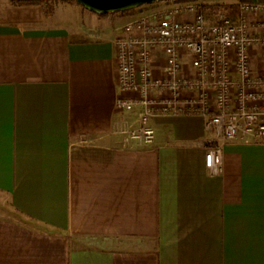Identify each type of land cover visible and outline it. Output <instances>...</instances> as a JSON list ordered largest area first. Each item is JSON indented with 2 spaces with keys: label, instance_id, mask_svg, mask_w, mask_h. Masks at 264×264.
<instances>
[{
  "label": "crops",
  "instance_id": "0c3cea01",
  "mask_svg": "<svg viewBox=\"0 0 264 264\" xmlns=\"http://www.w3.org/2000/svg\"><path fill=\"white\" fill-rule=\"evenodd\" d=\"M55 4L0 0V264H264V141L239 133L211 174L200 116L126 139L116 31Z\"/></svg>",
  "mask_w": 264,
  "mask_h": 264
},
{
  "label": "built area",
  "instance_id": "2783aa9c",
  "mask_svg": "<svg viewBox=\"0 0 264 264\" xmlns=\"http://www.w3.org/2000/svg\"><path fill=\"white\" fill-rule=\"evenodd\" d=\"M240 18H205L199 3L161 2L135 9L113 39L119 94L115 109L135 113L120 134L151 145L157 117L192 115L204 120L211 144L205 167L222 170L223 148L239 133L264 141V2L239 3ZM261 55L255 71L252 52ZM193 76H185L182 59ZM163 61L161 73L153 62Z\"/></svg>",
  "mask_w": 264,
  "mask_h": 264
},
{
  "label": "water",
  "instance_id": "95a60500",
  "mask_svg": "<svg viewBox=\"0 0 264 264\" xmlns=\"http://www.w3.org/2000/svg\"><path fill=\"white\" fill-rule=\"evenodd\" d=\"M13 2L27 0H10ZM61 2H75L84 10L96 15L119 14L135 10L142 6L175 0H57Z\"/></svg>",
  "mask_w": 264,
  "mask_h": 264
},
{
  "label": "rangeland",
  "instance_id": "374dc122",
  "mask_svg": "<svg viewBox=\"0 0 264 264\" xmlns=\"http://www.w3.org/2000/svg\"><path fill=\"white\" fill-rule=\"evenodd\" d=\"M234 0H213V1H208V0H200L198 3H200L202 5V7L206 6V5H222V4H226V3H233ZM56 3L53 6V10L57 13L60 14V16H64V17H70V18H74V20L77 23H82L83 25L85 24L84 22H86V20L81 17V15H79L78 11H82L84 10L82 7L78 6L75 3H71V2H54ZM146 6H152V5H146ZM146 6H142V7H146ZM140 7V8H142ZM82 9V10H79ZM47 11H49V9H47ZM86 11V10H84ZM137 12H134V14ZM110 16V18H97V22H109V26L107 29H113L114 31L117 32V30L132 16V15H119V14H110L107 15L106 17ZM99 17V16H97ZM95 20V22H96ZM208 20V19H207ZM210 21V20H208ZM214 21V20H211ZM210 21V22H211ZM87 26V25H86ZM93 26H94V22H93ZM95 27V26H94Z\"/></svg>",
  "mask_w": 264,
  "mask_h": 264
},
{
  "label": "trees",
  "instance_id": "16d2710c",
  "mask_svg": "<svg viewBox=\"0 0 264 264\" xmlns=\"http://www.w3.org/2000/svg\"><path fill=\"white\" fill-rule=\"evenodd\" d=\"M44 1H54L59 2L57 0H27V1H19L17 3H29V4H40ZM200 0H175V3H187V2H194L198 3ZM213 1V0H208ZM252 0H234L233 3H226L222 5H206L203 7L205 18L208 20H215L220 16H223L225 18H229L232 20H236L240 18V11L238 8L239 3H245V2H251ZM264 2V0H260ZM71 3H75L74 1ZM76 4V3H75ZM200 4V3H199ZM135 10L119 13V15H132ZM110 15V14H108ZM100 17H105L107 15H99Z\"/></svg>",
  "mask_w": 264,
  "mask_h": 264
}]
</instances>
